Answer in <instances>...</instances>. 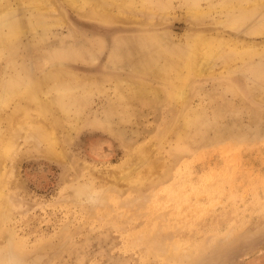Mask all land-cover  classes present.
<instances>
[{"label":"rangeland","instance_id":"374dc122","mask_svg":"<svg viewBox=\"0 0 264 264\" xmlns=\"http://www.w3.org/2000/svg\"><path fill=\"white\" fill-rule=\"evenodd\" d=\"M6 1L11 5L5 12H10V19L27 25L35 16L41 21L36 30L25 28L17 42L15 68L7 56L0 59V82L15 70L25 69L24 74L40 78L59 69L68 79L58 78L60 87L71 88L75 98L84 100L71 108L80 125L69 139L64 134L71 130L70 124L62 113L54 112L67 157L51 159L34 147V141L29 145L28 131L17 132L8 163L12 179L7 190L2 188L14 191L11 209L16 202L18 210L10 209V219H0V233L11 237L8 240L6 234L0 240V264H264V55L231 73L217 63L211 73L193 75L185 102L119 101V93L128 94L135 84L167 85L138 71L145 48L130 52L134 41L142 44L164 34L174 37L169 43L173 47L198 34L247 42L263 50L264 34L255 35L248 25L234 31L219 0H201L199 19L188 16L184 0L150 1L153 5L129 0L134 10L142 8L133 13L136 18L132 8H120V0H89L93 8L85 6L82 13L80 6L79 10L66 0H52L41 13L26 0ZM103 4L110 7L108 12L101 10ZM96 5L104 14H94ZM259 20H264V9L253 19ZM59 53L68 58L58 63L46 60ZM116 61L124 62L122 68ZM12 111L14 106L8 112ZM30 113L40 120L36 112ZM194 116L201 122L187 126ZM108 120L114 128L106 124ZM181 133L183 140L178 139ZM80 186L88 191L86 197L95 193L86 199V193L79 194ZM74 193L79 204L72 201L75 197L71 200Z\"/></svg>","mask_w":264,"mask_h":264},{"label":"bare ground","instance_id":"6f19581e","mask_svg":"<svg viewBox=\"0 0 264 264\" xmlns=\"http://www.w3.org/2000/svg\"><path fill=\"white\" fill-rule=\"evenodd\" d=\"M26 1L30 5V8L32 10H36L37 13L43 12L42 10L44 8L46 9V7L52 5V0H26ZM66 1L69 2L70 5H74V7H75V5L78 6L79 10L81 8L82 11H80L79 13H82L85 11V10L83 11V9L86 8L85 6H88V7L92 6V2H90L89 0H66ZM117 1H115V2H117ZM120 1H122L121 5H120V8H122V9H126V8L129 9L130 4L132 3L129 0H120ZM140 1L144 4H150V1L152 2L153 0H140ZM219 1H220V3L218 6H219L221 13L225 16V19H226L225 21L227 22V25L229 27H231L234 31L239 30V29L243 28L244 26L248 25V26L252 27L253 31H251V32H254L255 35L264 34V20L263 21L259 20L260 22H258V23H254V21H253L254 17L258 13L263 11L264 0H219ZM8 2L9 1H6V0H0V59L4 56H7L10 59V65L12 66V68H15V62H16V59L18 57V47L16 45V44H18L17 42H19L23 32L25 31V28L29 27L31 30H36V28L38 27L41 20H40V17L38 18V16H35V18L32 21H29V24L27 25L24 22H22L21 20L10 19V16L8 15L10 12L7 14L5 13L8 10V6H11V5H9ZM173 2H176V1H173ZM184 2L189 4V8H188L189 15L187 14L189 17H192L194 19H199L202 17L203 10L200 8L201 0H184ZM167 3H169V1H167ZM153 4H150V5H153ZM97 5H96V7H94L95 8L93 10L94 14H98L100 11L97 9L98 8ZM134 5H135V3H134ZM53 6H54V4H53ZM79 6H80V8H79ZM99 7L102 8V5L101 6L99 5ZM92 8H93V6H92ZM105 8H106V10H104ZM107 8L109 9L110 7H106L103 4V8L101 10H104L106 12L108 10ZM130 8H132L134 10V8H136V7H134V8L130 7ZM152 8H151V10H152ZM89 9H90V7H89ZM132 9H130V10H132ZM139 9H142V8H139ZM79 10H77V11H79ZM136 10H134L135 12L132 11V13H131V15H134L135 18L137 17L136 16L137 14H133V13H136ZM143 10H144V8H143ZM153 10H154V12L156 11L155 8ZM153 10H152V13H153L152 15L155 14L153 12ZM100 12L102 14L103 11H100ZM130 12H128L127 14H130ZM141 12H139V14ZM124 13L125 12H123L122 14H124ZM103 14H104V12H103ZM141 14L143 17V13H141ZM166 14H167L166 15V18H167L169 16L168 15L169 11H167ZM217 14H219V13L217 12ZM38 15H40V14H38ZM119 15H121V14L119 13ZM131 15H130V18H132ZM159 15L161 16V14H159ZM151 16H150V18H151ZM84 17H86V16H84ZM122 17H125V14ZM155 17H156V15H155ZM155 17H153V18H155ZM185 17H186V15H185ZM58 18H60V17H58ZM58 18H54V19H56V22H58L57 21ZM105 18L109 19V17H105ZM133 18L131 20H133ZM138 18H141V16ZM160 18L161 17H159L158 19H160ZM61 20H64V19L61 18ZM124 20L127 21L125 18H124ZM162 21H164V20H162ZM189 21H191V20H189ZM129 22H130V20H129ZM133 22H134V20H133ZM54 24L56 25L59 23L54 22ZM141 31H143V30H141ZM145 31H146V29H145ZM112 34H113V32H112ZM197 35L189 36L188 40L187 41L185 40V43H187L186 45L184 43L183 45L173 46V47H170V45H169L171 39L168 36H167L168 37L167 38L166 35H164V34H163L164 37L160 36V37H155V38L154 37L153 38H147V39H145L144 42H141L142 44L135 42V41L130 43L129 44L130 52L137 51L139 47L145 48L144 49V52H145L144 63L141 64V66H138L139 70L137 68L136 69L138 71H140V69H142L145 74H148V75L153 76V77L161 78L162 80L167 82V85H164L163 88H150L146 84H140V85L135 84L136 87H134V88H132L133 86L130 87V90L128 91L129 95L122 93V92L119 93V96H120L119 101L121 102V104L132 105V104L136 103V104H142V105H156L160 102H163L164 100L167 102L172 101V100L173 101L175 100L176 102H178V101H180V102L184 101L185 102L187 100V96H188L187 86H188V83H189V81L193 75L194 76L207 75L214 70L217 63L222 64L224 69H227L229 71V73H231V72H233V70L241 68L240 65H243V64L250 62V60L252 58H255L256 56L264 55V49L263 50L257 49L254 45L250 46L249 43H247V42H240L238 40H229V39L225 40L224 38L219 37V36L206 37V36H197ZM185 36H187V34ZM133 39L134 38H132V40ZM173 39H174V37H173ZM173 39L171 40L172 42H173ZM129 40H131V39H129ZM138 40H139V38H138ZM119 42H122V41H119ZM180 42L181 41H178L175 43L180 44ZM118 52H119V50H118ZM68 55L70 57V56H72V53H69ZM87 57H88V55H87ZM66 58H68V56H66L65 53H59L57 55L55 54L51 57H47L46 60H48L49 62H51L53 60L54 62L58 63V62L65 60ZM82 58H84V57H82ZM132 60H134V59H132ZM116 62H118V61H116ZM123 63L118 62V64H120L121 68H122L121 64H123ZM113 64H111V65H113ZM114 66H116V64ZM125 66H126V64H125ZM134 66H137V65H134ZM127 67H130V65L128 66V63H127L126 68ZM132 67L133 66L131 64V68ZM246 67H248V66H246ZM128 70H132V69H128ZM133 70H134V68H133ZM24 71H26V70L24 69L23 72L20 70L19 71L15 70V73H9L6 76V78L0 82V219H2V220L10 219V217L12 215L10 212L12 209H13V212L18 210V209H16L18 207L15 208V206L18 205L16 202H15L16 205H14V208L11 209V197H13V196H10V195H12L11 192L14 193V191H9L10 193L7 191L9 194L4 192V189L8 188L7 186H9L10 179H12V176L10 177L11 173L8 171V163H9V160H11L13 151H15L14 150V148L16 146L15 137L17 135V132L22 131V133L20 132V134H23V131H25V133H26V131H28L26 136H28L27 138H29V139L32 138V139H30L31 142L29 139L25 138L26 136H24L25 139L23 140L22 139L23 137H21L19 134V136L21 137V140H23V142L24 141L27 142L26 141V139H27L29 142V145H30V143H32V141H34L35 142L34 147H36L37 150H39V151L43 150L42 153L44 152L49 158L59 160L61 156L67 157V156H65L64 147H62V145H61L62 142L60 140V135H59L61 124L57 118H54V116H56L55 113H57V114L62 113L63 114V115L62 114H60V115L64 116L63 119L64 118L66 119L65 122H67L68 125L70 124L69 127L71 128V130L69 129L68 133L67 134L65 133L64 136H65V138H68V136H69V138L72 137L73 133H74L72 131H75V129H78V126L80 125V120L73 118V114L70 113L71 108L78 107L80 105V103L81 104L83 103L81 101L84 100L83 99L84 97L83 98H81V97L75 98L73 93H71L73 91L71 88L60 87L58 80L61 79L62 76L60 75L61 71L59 69H56L52 73H49L48 75H46L44 77H40V78L36 77L35 75L29 74V73L24 74L25 73ZM68 76H71V75H68ZM62 79L64 80V77H62ZM61 80H59V81H61ZM61 84L64 85V83H61ZM70 85H71V83L69 84V86ZM124 92H125V90H124ZM204 92L205 91H203V93ZM13 106H14V111L8 112V111H10V109ZM111 106H113V105H111ZM206 110H205V112H206ZM31 111L36 112V116L38 117V119L46 121V122L49 121V123L47 124V123L40 121V120L37 122V119L36 120L33 119V117L35 115L32 116V113H30ZM78 111L79 110L76 111L77 114L79 113ZM173 111H174V109H173ZM70 114H71V117H70ZM50 116L53 117L52 120L49 119ZM195 117L196 116H194L192 119H188L186 122V125L187 126H190L191 124H193V126L198 125L201 122V119L198 118L199 116L197 118H195ZM76 118H77V116H76ZM39 122H41V123H39ZM106 124H109V126L111 128H114L113 126L110 125V124H114L112 122V120H108V123L106 122ZM117 126L119 127V122H117ZM117 129L118 128H116V130ZM223 130H225V129H223ZM234 131H232V133ZM220 134H222V132L220 133V131H219V135ZM178 139L179 140L184 139V136L182 133L179 134ZM18 142H20V141H18ZM127 143L128 142L125 141V144H127ZM126 147H128V146H126ZM40 148L42 150H40ZM152 153H154V152H152ZM142 157H140V158H142ZM146 158H147V156H146ZM155 158H157V156ZM61 159H63V158H61ZM138 161H139V159H138ZM123 162H125V161H123ZM139 162H137L135 160L134 163L138 164ZM145 162L146 161H144V163ZM130 163H132V162L130 161ZM134 163H133V165H134ZM144 163H142V164H144ZM127 165H126V167H127ZM139 167H141V166H139ZM146 167L149 168L150 166L146 165ZM155 167L156 166H154V168ZM134 169H135V167H134ZM149 169H152V168H149ZM90 170H92V169H90ZM158 170H160V169H158ZM154 171H155V169H154ZM109 172H110V170H109ZM80 173H81V171H80ZM91 173L93 174L94 172H91ZM95 173H96V171H95ZM115 173H116V171H115ZM115 173H114V175H115ZM118 173H120V172H118ZM76 174L77 173L75 172V174H73V175L76 176ZM104 175H106V173ZM77 176H79V175H77ZM111 176H113V175H111ZM115 176H118V178H119V176H121V175L118 174ZM115 176H113L112 178H114ZM105 177L106 176H104V178L102 177V179H106ZM76 178H74V182H75ZM76 180H78V179H76ZM119 180H117V182ZM11 181H13V180H11ZM3 186H4V189L2 188ZM71 188H73V186ZM77 188L75 187V190H78ZM80 189H81V186H80ZM83 189L84 188H82L81 191H79V190L78 191H79V194H81V193L85 194L86 193L85 194L86 199L87 198L90 199V197L95 193L94 192L90 197H88V196L86 197L88 191L85 192V190H83ZM75 190H74V192H76ZM90 191H92V190H90ZM93 191H94V189H93ZM75 195L76 196H73V195H72V197L70 196L71 200H72V198L74 199V197H75V199L72 200L74 202H76L78 199L77 198L78 194H75ZM96 196H98V195H96ZM79 198H83V197H79ZM14 200H15V198H14ZM78 201H77V204H79ZM18 202H19V200H18ZM82 202L83 201H81L80 203H82ZM14 209H16V210H14ZM6 213H8V215H6ZM9 215H10V217H9ZM7 222H9V221H7ZM0 234H2V232ZM4 234H5V231L2 234L4 237H2L0 235V237H1L0 240L2 238H5L7 233L5 235ZM8 237H9V235L7 234V238ZM10 238L11 237H9L8 240H10ZM11 242H12V240H11ZM17 242H18V240L16 241V245H17ZM196 259H198V256L196 257ZM190 263H192V262H190Z\"/></svg>","mask_w":264,"mask_h":264}]
</instances>
